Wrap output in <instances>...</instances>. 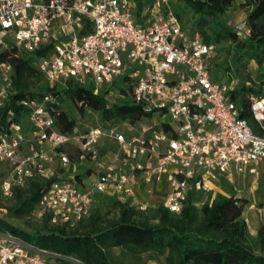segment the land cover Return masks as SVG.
I'll list each match as a JSON object with an SVG mask.
<instances>
[{"label": "built area", "instance_id": "1", "mask_svg": "<svg viewBox=\"0 0 264 264\" xmlns=\"http://www.w3.org/2000/svg\"><path fill=\"white\" fill-rule=\"evenodd\" d=\"M158 4L141 22L135 0H0V51L10 44L30 53L45 49L34 65L51 86L73 80L94 85L99 94L127 78L133 101L145 113L170 118L158 124L153 117L152 125L140 131L124 124L123 131L87 126L66 133L56 124V96L24 98L19 105L28 110V123H18L10 111L0 134V162L10 169L1 185L6 198L30 178L55 177L37 216L50 214L54 224L75 223L91 214L99 194L147 211L151 206L138 194L140 181L158 186L166 177L170 192L162 204L178 214L190 192L215 195L212 183L233 174L258 176L264 163V84L260 93L247 96L251 125L241 118L244 109L233 99L235 87L217 80L212 70L217 47L184 28L174 13H161ZM85 29L90 32L82 34ZM13 75V64L0 62V108L11 98ZM103 146L108 151L100 157ZM67 148L77 150L84 178L76 171L56 173L59 166L73 165ZM98 160V179L86 183L89 169L93 176L91 163ZM255 184L257 190L260 183ZM0 264L59 263L6 235L0 237Z\"/></svg>", "mask_w": 264, "mask_h": 264}, {"label": "trees", "instance_id": "2", "mask_svg": "<svg viewBox=\"0 0 264 264\" xmlns=\"http://www.w3.org/2000/svg\"><path fill=\"white\" fill-rule=\"evenodd\" d=\"M136 16L143 22L142 15L161 2L157 0H135ZM184 4L183 12L166 9L162 12L175 14L184 28L199 32L208 45H221L224 42L234 43V58L239 60L246 52L259 66L260 73L254 82H246L234 61L225 60L219 63L217 56L213 61L212 70L226 76V81L233 85L232 96L243 108L241 118L251 125L254 119L248 109L247 96L251 92L260 93L264 84V0H244L243 5L249 8L244 30L225 25L224 14L238 0H180ZM170 0L166 1V6ZM169 7V6H168ZM190 11L193 15L191 25L184 22V15ZM90 30H83L85 34ZM245 51V52H244ZM45 49L35 53L20 51L10 44L6 51H0V62H9L14 66V89L11 98L0 108V134L6 130L8 113H15L18 123L27 124L28 110L19 105L27 97H42L52 93L59 105L55 108L56 124L62 132H74L87 127L83 117L99 116L101 128L120 129L124 124L135 125L154 115L145 113L131 97V86L120 88L117 98L113 101L108 96L113 88L94 93V85L77 84L73 80L64 84L51 86L43 77L34 62L45 54ZM218 55V54H217ZM233 68L235 72H233ZM237 75V78L235 77ZM127 78H123L124 84ZM236 81V82H235ZM168 130V127H164ZM108 148L100 149L102 157ZM73 165L66 170L60 166L56 173L77 172L75 163L78 154H70ZM77 158V159H76ZM84 169V168H83ZM90 169L87 174L90 173ZM7 178V177H6ZM4 176H0V209L2 201H8L5 217H0V234L9 235L53 256L59 264H112L109 252L114 248L130 250L133 254L153 252L158 256H166L170 264H264V228L258 231L257 238L250 235L244 210L248 202L236 196L227 197L223 194L205 195L202 192H190L188 201L178 214L170 212L164 205L151 206L142 212L129 202H123L117 196L99 194L93 205L91 214L78 222H51V215L45 214L39 221L40 228H30L16 220L37 217V207L42 195L49 189L56 178L45 179L39 176L30 178L25 187H14L13 195L6 198L1 190ZM116 211L111 218L104 217L103 207ZM153 207V208H152ZM260 254H256V249Z\"/></svg>", "mask_w": 264, "mask_h": 264}, {"label": "rangeland", "instance_id": "3", "mask_svg": "<svg viewBox=\"0 0 264 264\" xmlns=\"http://www.w3.org/2000/svg\"><path fill=\"white\" fill-rule=\"evenodd\" d=\"M244 0H238L232 7L224 14V23L226 26L235 29L239 24L246 23V16L248 14L249 8L245 7L243 5ZM169 6V7H168ZM168 6H166V2H161L160 5V12H164L166 9L171 10H178L179 12H183L184 4L180 0H170L168 3ZM193 21V15L190 11H187L184 15V22L191 25ZM247 24V23H246ZM235 46L234 43L230 42H224L221 45H218L216 48L217 52V59L219 63L225 62V60L234 61L232 64H234V68H238L240 72L242 73V76L245 79L246 82H254L257 80V75L260 73L259 66L255 60L251 58V53L248 51L246 53H243L239 60H236L234 56H236V51H233L232 57L231 53L233 50V47ZM245 52V51H244ZM122 59L124 62H127V55L122 54ZM233 68V72H235V69ZM132 72V69H130ZM227 74L219 75L217 77H220L217 80L226 79ZM235 77L237 78V75L235 74ZM236 82V81H235ZM128 86L124 84V81L121 80V83L116 85L112 91L111 94L108 96L109 100L113 101L119 94L120 88H127ZM154 119L159 124L161 122L169 121L170 118L168 117H162L160 114H156L154 116ZM83 124L86 126H93V127H101L102 121L99 119V116H86L82 119ZM153 121L151 120H142L134 125L135 129L137 131L142 130L144 127H148L152 125ZM126 129L125 126H122L119 130L123 131ZM126 133L127 137H131L134 135V133H130L127 131H124ZM66 152L68 154L77 155V150L75 148H67ZM77 159V158H76ZM100 163V160L93 161L91 163V166L94 167L93 169V176L89 173V178H85V182H91L98 179V173L100 172V169L98 167V164ZM56 165L59 164V161H56ZM79 163L75 164L78 165ZM85 166H81L79 168L80 171ZM9 167L7 164L0 162V176H4L5 178L9 175ZM91 177V178H90ZM257 178V179H255ZM258 180L260 183V187L256 191H252V187H257L255 182ZM224 183V182H223ZM224 190L229 192V195L227 196H236V197H242L243 200H246L248 202L247 206L244 210V218H248L249 223L248 229L250 232V235L253 239L257 238L258 231L261 228H264V163L261 164L260 169L258 171V176L250 175L248 173L243 175H235L234 176V182L233 184H226L223 185ZM4 208L0 209V217H5L7 210L5 207L9 205L8 201L3 200L2 201ZM254 204V208L250 209V205ZM153 208V207H152ZM102 213L104 217L111 218L115 216L116 211L105 206L102 208ZM263 213V215H262ZM15 223H20L21 225H25L26 227H30L33 229L40 228L42 226V223L39 221V218L35 217H29L22 220H16ZM6 236L0 234V237ZM256 254H260V249H256ZM112 264H170L168 261H166V256H158L153 252H146V253H137L133 254L130 250H124L121 248H114L109 252Z\"/></svg>", "mask_w": 264, "mask_h": 264}, {"label": "crops", "instance_id": "4", "mask_svg": "<svg viewBox=\"0 0 264 264\" xmlns=\"http://www.w3.org/2000/svg\"><path fill=\"white\" fill-rule=\"evenodd\" d=\"M260 169V168H259ZM84 171H80V174H83ZM236 174H233L232 177L229 180L224 181L226 184H233L234 182V176ZM256 179V178H255ZM224 183H212L213 187L215 188V195L216 194H223L225 196L229 195V192L224 190L223 185ZM252 191H256L255 187H252ZM137 190L138 194L142 201L148 203L150 206L161 204L164 199L166 198L167 194L170 192V186L168 185L166 177L162 179V182L157 186L156 184H147L144 182H138L137 183ZM149 190H152L153 193L149 194ZM230 197V196H227ZM242 198V197H239ZM254 204L250 205V209L254 208ZM248 220V218H247ZM249 223V220H248Z\"/></svg>", "mask_w": 264, "mask_h": 264}, {"label": "water", "instance_id": "5", "mask_svg": "<svg viewBox=\"0 0 264 264\" xmlns=\"http://www.w3.org/2000/svg\"><path fill=\"white\" fill-rule=\"evenodd\" d=\"M39 252H42V251L39 250Z\"/></svg>", "mask_w": 264, "mask_h": 264}]
</instances>
